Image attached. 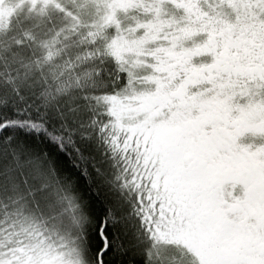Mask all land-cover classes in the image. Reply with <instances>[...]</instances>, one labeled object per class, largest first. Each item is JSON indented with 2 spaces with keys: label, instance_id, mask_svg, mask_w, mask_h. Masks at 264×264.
Listing matches in <instances>:
<instances>
[{
  "label": "snow or ice",
  "instance_id": "snow-or-ice-1",
  "mask_svg": "<svg viewBox=\"0 0 264 264\" xmlns=\"http://www.w3.org/2000/svg\"><path fill=\"white\" fill-rule=\"evenodd\" d=\"M0 264H264V0H0Z\"/></svg>",
  "mask_w": 264,
  "mask_h": 264
}]
</instances>
